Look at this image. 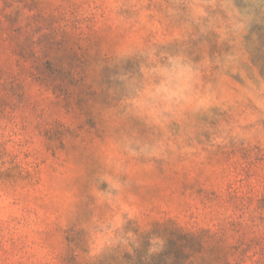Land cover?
<instances>
[{"label": "rangeland", "instance_id": "rangeland-1", "mask_svg": "<svg viewBox=\"0 0 264 264\" xmlns=\"http://www.w3.org/2000/svg\"><path fill=\"white\" fill-rule=\"evenodd\" d=\"M149 254L264 264V0H0V264Z\"/></svg>", "mask_w": 264, "mask_h": 264}, {"label": "trees", "instance_id": "trees-1", "mask_svg": "<svg viewBox=\"0 0 264 264\" xmlns=\"http://www.w3.org/2000/svg\"><path fill=\"white\" fill-rule=\"evenodd\" d=\"M196 244H200L199 243V241H197V240H195L194 241ZM179 248V247H178ZM178 250V253L180 254V255H187V253H185L184 252V246H181L179 249H177ZM160 254H158V255H156V254H154V255H151V254H149V255H147V257L146 258H143L142 259V262H141V260L140 259H138V263H140V264H153L154 263V258H157V256H159ZM161 256V255H160ZM162 256H165V258H166V261H167V259H168V256H169V254H166V253H164V255H162ZM166 264V263H165Z\"/></svg>", "mask_w": 264, "mask_h": 264}]
</instances>
